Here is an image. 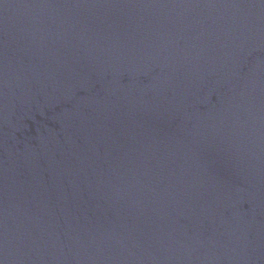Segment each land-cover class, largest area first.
<instances>
[{"label":"water","instance_id":"95a60500","mask_svg":"<svg viewBox=\"0 0 264 264\" xmlns=\"http://www.w3.org/2000/svg\"><path fill=\"white\" fill-rule=\"evenodd\" d=\"M208 0H0V264H60Z\"/></svg>","mask_w":264,"mask_h":264}]
</instances>
